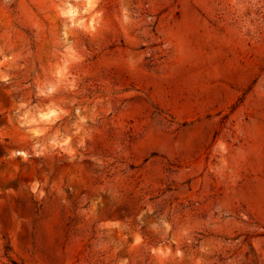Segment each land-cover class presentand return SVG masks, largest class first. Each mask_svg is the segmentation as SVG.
Here are the masks:
<instances>
[{
  "label": "rangeland",
  "instance_id": "1",
  "mask_svg": "<svg viewBox=\"0 0 264 264\" xmlns=\"http://www.w3.org/2000/svg\"><path fill=\"white\" fill-rule=\"evenodd\" d=\"M0 264H264V0H0Z\"/></svg>",
  "mask_w": 264,
  "mask_h": 264
},
{
  "label": "bare ground",
  "instance_id": "2",
  "mask_svg": "<svg viewBox=\"0 0 264 264\" xmlns=\"http://www.w3.org/2000/svg\"><path fill=\"white\" fill-rule=\"evenodd\" d=\"M68 3L70 5L69 12H70L71 18L75 20V18H76L75 15L79 13V8L75 7L72 2L68 1Z\"/></svg>",
  "mask_w": 264,
  "mask_h": 264
}]
</instances>
